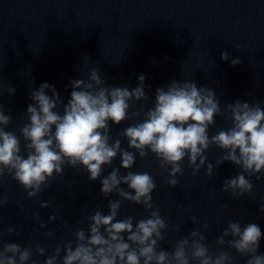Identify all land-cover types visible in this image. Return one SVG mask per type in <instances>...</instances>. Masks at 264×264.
Masks as SVG:
<instances>
[{
  "label": "clouds",
  "instance_id": "obj_1",
  "mask_svg": "<svg viewBox=\"0 0 264 264\" xmlns=\"http://www.w3.org/2000/svg\"><path fill=\"white\" fill-rule=\"evenodd\" d=\"M235 49L239 50V46ZM229 59L227 51L221 53V60ZM231 63L235 66L241 60L232 59ZM144 81L145 76L141 74L134 89L105 87L104 79L93 69L87 81H70L73 90L66 104L54 85L42 83L29 97L32 103L25 113L28 122L20 129L25 141L23 150L20 138L5 130L12 116L0 105V179L10 176L31 199L43 193L54 177L63 175L65 167H80L90 181L100 180V192L108 200L107 214L98 207L87 217V228L74 231V239L55 247L52 254L46 255L47 249L39 244L22 247L17 243H2L0 264H29L34 255L45 257L44 264H191L192 261L232 264L234 256L223 250L212 254L204 243V234L198 230L179 240L171 252L161 249L160 242L165 239L168 224L158 209L153 210L152 192L157 185L148 172L130 169L137 155L143 159L151 153L160 168L168 172L166 183L174 188L179 183L177 176L184 173L182 165L186 157L193 175L205 165V175H214V165L208 163L205 155L214 145L224 152L216 161L217 166L227 161L240 169L222 185L223 192L239 200L252 192L250 178L260 179V174H264V108L259 103L236 100L222 111L213 89L198 88L195 81L173 80L156 89L153 107L145 111L141 105L138 111L132 112L133 119L143 113L140 122L130 124L120 133V138L113 139L111 125L118 126L128 120L134 102L149 99L145 88L151 86ZM8 93L14 95L15 89L9 87ZM61 108L62 112L58 111ZM223 115L231 121V127L210 137L209 127L215 124V117ZM121 138L134 151L122 148ZM117 156L120 165L112 167ZM105 166L112 170L101 179ZM113 194L118 199H108ZM8 199L6 194H0V208ZM124 201L142 206L150 215L139 220L132 216L118 219ZM50 204L51 201H46L40 206L48 208ZM259 211L264 213V205ZM57 216L53 212L48 222L55 221ZM32 217L40 220L38 212ZM46 227L40 223V228ZM202 227L207 230L208 225L205 223ZM15 231L12 226L7 228L9 235ZM53 235L50 231L45 233L49 238ZM2 237L0 233V240ZM261 238L257 224L242 226L239 221H229L217 244L227 245L237 254L248 257L246 264H264V253L258 254Z\"/></svg>",
  "mask_w": 264,
  "mask_h": 264
}]
</instances>
